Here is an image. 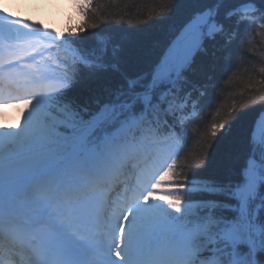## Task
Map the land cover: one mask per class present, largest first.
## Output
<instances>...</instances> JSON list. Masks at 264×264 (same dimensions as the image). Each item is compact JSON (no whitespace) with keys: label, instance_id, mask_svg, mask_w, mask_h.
Returning a JSON list of instances; mask_svg holds the SVG:
<instances>
[{"label":"trees","instance_id":"1","mask_svg":"<svg viewBox=\"0 0 264 264\" xmlns=\"http://www.w3.org/2000/svg\"><path fill=\"white\" fill-rule=\"evenodd\" d=\"M242 2L231 0L235 7ZM212 3L213 0H57L58 10L64 17L51 25L57 38L79 54L73 56L62 44L58 47L65 70L74 80L63 91L47 97L49 104L41 119L29 123L22 141L38 137L43 144L51 143L53 140L47 134H52L51 125L59 129L56 122L59 119H69L73 133L89 126L91 122L85 124L73 117L64 101H72L81 115L86 116L96 108L97 101L107 97V89L115 85L117 78L108 72L90 70V61L101 48L106 46L109 52L119 50L121 64L129 74L148 73L164 47L193 14ZM262 23L257 19L252 25L250 22L230 25V30L237 32V38L228 43L229 34L225 32L215 42H209L206 53L196 57L191 80L170 93L143 118L140 130L145 132L161 130L170 135L168 125L180 133L185 128L188 132V140L168 172L173 198L168 206L175 203V197L181 196L183 180L189 174L228 179L236 158L244 153L251 126L264 110ZM246 33V38L239 43ZM192 108L197 114L183 122L184 115L190 114ZM156 122L161 123L158 129ZM225 122L230 123L213 138V126ZM124 123L115 118L101 123L90 143L95 144L104 133H111ZM19 132L18 128L16 133ZM69 140L50 150H64ZM205 152L209 153L206 166L196 169L202 165L201 154ZM162 212L169 214L170 210L164 207ZM191 246L196 251L192 243Z\"/></svg>","mask_w":264,"mask_h":264},{"label":"snow or ice","instance_id":"2","mask_svg":"<svg viewBox=\"0 0 264 264\" xmlns=\"http://www.w3.org/2000/svg\"><path fill=\"white\" fill-rule=\"evenodd\" d=\"M257 19L264 21V0H243L239 7L232 6L231 0H213L175 34L148 73L129 74L121 64L119 50L109 52L105 46L90 61V70L117 78L107 89V97L97 101L86 116L72 101L64 104L85 124L113 118L126 122L144 116L191 80L196 57L206 53L209 42L227 32L226 42L231 43L237 32L231 31L230 25L245 21L252 25ZM260 28L264 30V23ZM229 123L214 125L213 138ZM208 156V152L201 154L202 165L196 169L206 166ZM174 199L175 214L169 213L164 222L191 237L196 249L191 264H264V113L252 124L246 149L236 158L230 178L215 180L189 174L183 180L181 196Z\"/></svg>","mask_w":264,"mask_h":264},{"label":"rangeland","instance_id":"3","mask_svg":"<svg viewBox=\"0 0 264 264\" xmlns=\"http://www.w3.org/2000/svg\"><path fill=\"white\" fill-rule=\"evenodd\" d=\"M48 1L51 0H43L42 3H39L38 0H32V2H28V3L15 4V6L20 7L16 9L18 11L17 13H15L16 15L14 16L17 17L16 24L18 23L26 24L28 29L33 28V25L40 26L39 35L34 37L32 36L29 40H27L29 41L28 43L31 45V47L35 46L40 48L41 45L42 47H47L48 44L51 43V41L48 39L51 38L50 36L51 30L47 27V22L53 19L54 17H56L57 15L55 9L49 4H47ZM11 29L15 30L18 33L17 31L18 28L16 27V25H14L12 28H7L3 26L0 28V31L6 34L10 33L7 35V37L9 38V40L11 39L13 40L15 38L12 37L13 32L11 31ZM41 39L44 41L46 40V42L42 41ZM39 100L40 99L36 101V104H38ZM22 107L24 108V105ZM37 108H38L37 105L27 106L24 108V111L27 112L29 115H32L37 110ZM20 112L21 111H19V107L14 108V114L18 116L17 119H19ZM8 119L9 118H7L5 121H0V130L3 131V136L0 138V157L4 152H7L9 148L11 147L15 148L17 145L15 137L9 134V130L11 129V124H10L11 121ZM24 126H26V123L23 124V127ZM35 155L37 157L38 162L33 164L34 166H41V163H46L47 160L44 152H36ZM86 156H87L86 153L84 155L81 154L75 155L72 161L69 162V164H71V168L73 167L78 168L82 164V162L86 159ZM57 169L58 170L63 169V165L62 166L57 165L52 171L54 172Z\"/></svg>","mask_w":264,"mask_h":264},{"label":"bare ground","instance_id":"4","mask_svg":"<svg viewBox=\"0 0 264 264\" xmlns=\"http://www.w3.org/2000/svg\"><path fill=\"white\" fill-rule=\"evenodd\" d=\"M0 26L2 25L0 24ZM18 28L20 32L18 34H15V36L19 40L27 39L32 34H38V31L36 32L35 29H33V31H29L26 27L23 26H19ZM14 149L15 148L13 147L9 148V151L4 152L0 157V177H2L0 178V186L4 188L6 187L3 185L4 182H9L10 184H12L14 180H19L16 182H20L18 185L26 184L28 181L31 182V176L27 170L31 166V164L38 162L35 154H23L22 156H18L15 153ZM14 172H17V175L13 177Z\"/></svg>","mask_w":264,"mask_h":264},{"label":"clouds","instance_id":"5","mask_svg":"<svg viewBox=\"0 0 264 264\" xmlns=\"http://www.w3.org/2000/svg\"><path fill=\"white\" fill-rule=\"evenodd\" d=\"M32 0H0V7H5L11 9L17 3H28Z\"/></svg>","mask_w":264,"mask_h":264}]
</instances>
